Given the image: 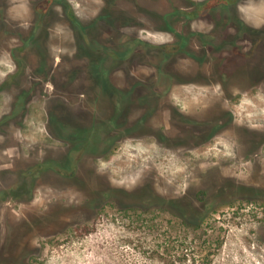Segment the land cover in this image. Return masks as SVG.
I'll list each match as a JSON object with an SVG mask.
<instances>
[{"label":"rangeland","instance_id":"374dc122","mask_svg":"<svg viewBox=\"0 0 264 264\" xmlns=\"http://www.w3.org/2000/svg\"><path fill=\"white\" fill-rule=\"evenodd\" d=\"M188 2L0 0V264H264V190L242 186L264 188V173L241 139L264 137V0H197L190 21ZM157 11L189 54L167 52ZM113 85L173 89L197 119L232 123L180 142L173 117L136 98L130 119L146 126L87 149L63 120L101 105L107 125ZM196 212L200 226L183 221Z\"/></svg>","mask_w":264,"mask_h":264},{"label":"flooded vegetation","instance_id":"af4514ba","mask_svg":"<svg viewBox=\"0 0 264 264\" xmlns=\"http://www.w3.org/2000/svg\"><path fill=\"white\" fill-rule=\"evenodd\" d=\"M138 1L140 2L141 0H138ZM130 3H132L135 6V8L137 7L136 5L137 3H133V2H130ZM208 4L209 3H207L206 5ZM186 5L187 6L184 5L185 7H183L185 8L183 12H185V16L188 18V21H190L194 18V10L193 11H189V10H191V8H194V6L197 5V0H189V2ZM175 6L176 7L179 6L178 2L175 3ZM151 9H154V8L151 7ZM36 10H38V7H36ZM105 10H106L105 14H107L108 16H113L118 13L117 11L112 10V9L109 12L107 11L108 9L105 8ZM128 13L137 14L135 12L132 13V11L131 12L129 11ZM157 13L160 14L162 18L164 14H166L162 11H157ZM71 16H73L74 19L78 20L79 22L83 21L78 17V14L74 11H71ZM166 16H167V19H165V21L167 22V24L166 25L162 24L161 26L156 27L155 30L166 31V32L172 33L174 37V42L171 43V45H173L172 51L169 49H168L169 51H167L166 49L168 47L164 46L163 44L161 45L162 49H165L170 54L173 53V56L189 54V52H191L193 48V45L191 44L189 37L185 36L186 34L184 35L179 34L180 26L175 25V22L178 21V18H176L175 16L173 17V13L171 12L167 13ZM126 18H129V17H126ZM131 18H132V15H131ZM89 21L90 22L92 21V22L90 23ZM97 22H98L97 19L93 18L92 20H87L85 23H87L86 26L89 25V23L92 26H96L98 25ZM81 25H83V23ZM137 26L140 27L141 25H137ZM183 27H185L184 32H188L190 31L189 28L191 27V24L187 23ZM192 31H195V30H192ZM260 45H262L263 47L261 49H264V43H261ZM112 53L114 54L113 56H119L118 53L114 50ZM161 74L164 75L162 77H165L169 75V72H165V73L161 72ZM161 79L163 80V78ZM151 80H153V83L161 82L160 77L151 78ZM112 87L113 88L111 89L112 91H111L109 106L111 108L110 114H112L113 116L107 125H104L102 122V119L99 117L101 116L100 114H102L100 112L101 105H99L100 107L98 106V108H95L96 109L95 112L97 113L93 116L92 119L85 120L83 118H80V116L79 118L77 116L76 118H74L73 121L68 122L66 120H63V124L66 123V125H69L71 129L78 131L75 137H77L79 141L83 142L82 143L83 147H86L87 149L90 147L96 146V144L98 145L99 141L101 140V136H102L101 132L103 134L106 128L108 130L107 131L108 138L112 139L113 141L119 137H132L133 134H135L134 132L135 129L138 128L141 130L140 128L141 126H146L147 119L145 117H142V116L137 117L138 119H136L137 121L135 122L134 121L132 122L130 119V117L133 116L131 115V112L135 108L137 99H138V102L145 104L146 106H152L153 104H155L156 108H158V111L162 117L163 116H166V117L168 116L170 118L173 117L172 125L175 126L178 133L183 134L180 137L182 138V141L180 142L184 141V143L186 142L189 143L192 140V138H195L196 135H199L200 141L194 143V145L200 146V145L206 144V142H209L210 139L216 136V134L224 132L225 128L228 127L230 123H232L231 120H229L226 122L224 121V123L219 125L216 122L205 121L203 118L197 119L195 116V109H193V107L190 106L189 103L185 104V102L183 101V100H186L185 98L181 97L180 99L179 98L180 95L176 97L173 94L174 93L173 89H160L157 86L156 88L145 90V92H142V94H138L137 90H135L134 88L127 87V88L120 89V88L115 87L114 85ZM97 99L99 102V93H98ZM188 101L190 100L188 99ZM150 102L152 103L150 104ZM81 123L86 124V125H83ZM100 123L102 127L99 125ZM82 126H86L87 129H84V130L81 129L83 128ZM90 128L91 129L95 128L96 131L89 137L87 133L90 130ZM206 133L211 134V135L203 136V134H206ZM161 134L165 136L163 133ZM241 139L242 141L244 140V143H247V149H250V148L257 149L255 151V154L252 157L248 155L247 158H249V160L252 159V160L257 161L259 165L258 169H262L263 170L262 173H264V153L263 151L260 152V149L264 147V137L260 139L258 136H255V137L254 136H249V137L243 136L241 137ZM237 155H239L241 158L243 157V154L240 151L239 153H237ZM245 158H246V155H245ZM242 186L248 189L264 190V188H262L261 185H260L261 187L260 186L255 187V185H247V184H244ZM34 192H35V189L29 190V196L33 198ZM184 215H187V214H184ZM187 216L191 217L190 219H198V220L201 218L202 219L204 218L202 216V213L200 214L197 212L193 215H187ZM6 251H9V250H6Z\"/></svg>","mask_w":264,"mask_h":264},{"label":"trees","instance_id":"16d2710c","mask_svg":"<svg viewBox=\"0 0 264 264\" xmlns=\"http://www.w3.org/2000/svg\"><path fill=\"white\" fill-rule=\"evenodd\" d=\"M181 217L183 219V221L189 225H193V226H200L202 223V218L201 219H190L191 217H188L187 215H183L181 214Z\"/></svg>","mask_w":264,"mask_h":264}]
</instances>
